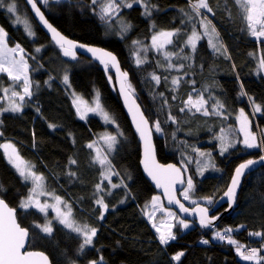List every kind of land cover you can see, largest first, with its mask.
<instances>
[{"label":"trees","instance_id":"trees-1","mask_svg":"<svg viewBox=\"0 0 264 264\" xmlns=\"http://www.w3.org/2000/svg\"><path fill=\"white\" fill-rule=\"evenodd\" d=\"M18 1L34 22L36 37L28 36L22 27L16 26L12 16L2 8L0 26L7 31L11 44H19L26 51L31 66L33 95L25 99L23 111L2 114L0 145L10 141L18 154L32 163L36 172L45 176L48 186L71 204L76 221L98 229L93 244L83 252L79 251L82 237L59 223L53 225L51 235L39 231L36 225L41 224L44 217L34 208H20L29 185L23 182L0 147V196L17 209L19 222L30 230L28 248L46 252L53 264H89L101 256L105 264H256L240 260L235 245L213 241L212 234L215 229L230 227L234 230L235 240L247 249L264 248V237L250 235L264 232V166L244 177L236 209L224 215L214 227L203 229L193 224L188 230L177 228L176 240L161 245L143 211L157 192L142 171L141 143L121 104L113 73L91 58L80 56L74 62L65 59L61 49L37 25L25 2ZM225 1L234 5V10L238 8L234 0ZM153 2L158 9L151 15H145L139 4L121 10L120 14L133 25V31L124 39L109 34L99 16L93 15L89 7L82 8L83 5L89 6L91 0H66L63 6L59 3L51 6L39 4L49 20L67 36L107 47L118 55L130 75L128 81L134 87L133 93L151 124L160 121L163 135H155L159 159L165 163L176 162L185 172L188 171L187 178L191 177L193 181L190 197L199 201L197 204L211 199L209 206H212L225 193L235 168L245 160L262 155V147L248 150L242 145L240 99L232 98L220 82L237 76L245 84L257 78L261 82L264 73H259L253 56L261 47L246 37L242 13L241 21L238 15L228 17L230 9L225 11L222 8L216 17L211 18L219 32L222 51H213L204 37L193 52L190 47H184L189 29L184 30L183 17L179 15L188 3L184 0ZM203 11L202 16L210 17ZM176 29L180 30L179 34L164 51L179 53L171 62L178 64L177 68L183 64L182 69L168 68L170 61L164 58L163 52L153 51L151 47V38L156 32ZM133 41L142 43L139 53L145 56L146 63L139 66L133 57ZM45 46L48 48L44 52L36 51ZM147 48H150L148 52ZM66 66H70V82L76 92L89 100L95 91L100 93L105 109L125 138L124 141L121 138V146L109 157L119 174L110 181L103 179V167L94 160L95 149L88 145L97 140L101 131L109 129L114 132L115 127L106 125L96 116L81 119L63 82ZM152 73L161 77L159 84L151 78ZM184 73L187 76L182 78ZM175 77L181 78L178 86L172 84ZM3 82L6 85L11 82L4 73L0 74V85ZM242 87L245 85H240ZM261 88L264 91V87ZM199 94L208 101L209 115L185 107L189 95L196 99ZM248 95L246 97L252 101L253 97ZM181 108L185 110L180 111ZM252 114L257 118L263 114L264 119L263 110L255 112L253 109ZM170 116L175 117V121ZM222 135L226 141L240 142L228 146L221 154ZM72 160L76 163H70ZM201 160L209 163L202 174L198 166ZM97 184L102 189L99 193ZM113 184L118 187L113 188ZM99 196H103L109 206L102 220L99 216L103 210L95 202ZM226 206L222 205L215 214ZM204 240L209 243H202ZM179 252H184V256L180 261L173 260L172 257ZM259 255L264 257V251Z\"/></svg>","mask_w":264,"mask_h":264},{"label":"snow or ice","instance_id":"snow-or-ice-1","mask_svg":"<svg viewBox=\"0 0 264 264\" xmlns=\"http://www.w3.org/2000/svg\"><path fill=\"white\" fill-rule=\"evenodd\" d=\"M28 4L31 5V8L34 10L35 15L39 18V21L43 23L44 26L51 33V39L55 42L56 45L62 50V54L65 57H70L73 60L77 59L76 49H84L87 53H91L92 57L96 60H99L101 64L104 65L105 70L109 68V66L114 67L120 82V91L125 94V99H128L127 89H131V84L128 82L127 72H121L119 64L116 60V57L110 53L106 52L103 49L88 47L84 44H78L75 41L69 40L67 37L62 35L49 21L45 18L44 13L40 10V7L37 6L36 0H26ZM43 4H48L49 0H42ZM57 3L60 0H56ZM98 0H92V4H96ZM123 7L131 8L133 3H142L144 5V14L151 15V7L145 0H122ZM234 2L238 5V7L243 11L244 19L247 22V27L254 37H264V0H234ZM122 3L121 0H107L106 3H103L101 6V19H109L113 15H119V11L121 9ZM0 7L6 8L9 13L15 14L17 12V5L15 0H0ZM192 11L195 13V16L189 15L190 19H195L196 17H201L199 20V24L203 31H198L196 25L193 24L190 35L187 36V40L185 43L186 47H190L193 52H195L197 43L204 37L208 38V43L211 48L215 52H221L223 49V45L219 43V36L214 26L210 27V21L207 20V17H203L201 15V9L206 10L209 13H212L213 10L207 3V0H198L196 3H192L190 5ZM214 15V13H213ZM14 23L23 24L24 30L26 34L30 37L35 36V32L32 29L31 24L26 18H22L20 16H16ZM131 26L123 25L122 31H127ZM180 30L176 29L173 31H158L151 38V47H153L157 52H163V56L166 60L171 59L173 56H179V53L172 51H164V49L168 45H172L174 43V37L179 34ZM7 32L3 27H0V73H6L7 76L14 82L22 81V92L15 91L14 89L10 90L5 88L3 89L4 97H0V99H7L8 107L4 108L0 111H11V112H21L23 111V101L25 97H31L33 95L31 91V81L28 76V63L24 56V49L20 47L19 44H16L14 47H9L7 41ZM134 43H140L139 41H134ZM37 52L40 49H36ZM182 51V49H181ZM226 52V49L224 50ZM19 53V57L17 54ZM186 59L188 57H185ZM135 63L137 66L146 63V60L141 58L139 52L136 53ZM176 65L171 63L168 64V68H175ZM184 65H179V68H183ZM260 68L264 70V59L260 62ZM151 78L156 82V84L160 83L161 77L156 75L155 73L151 74ZM111 80V76H109ZM167 80V77L164 78ZM180 77H175L172 79L173 85H179ZM63 81L65 84L69 82V76L67 73L63 76ZM193 83H195L193 81ZM10 92V95H9ZM242 95H246V93H241ZM163 96V93L160 94ZM175 99V97H173ZM167 103V100L164 101ZM74 105L77 106V112L80 114L81 119H84L88 112L97 113L106 123H115V120L110 116V114L104 110L103 106L99 101V93H97L96 101L94 107H87L84 110L81 109L80 104L86 103L80 100L79 97L73 100ZM185 107L189 110L195 109L196 111H203L204 115H209L206 105L208 101L204 98L203 94H199L196 99H193L192 95L188 96V99L184 102ZM254 111L261 112V105L255 104ZM222 107V105L220 106ZM132 109L130 108V111ZM185 108H181L180 111H184ZM39 111V109H37ZM170 115V114H169ZM173 121H175V117H171ZM133 120L136 125V130L140 134L141 139L144 142V167L148 172V175L152 177L158 187H162L164 189V194L168 197L169 204H177L179 205V210L181 212H189L190 209L186 208L184 204L180 203L178 199L175 197V184L176 183H185L184 180L180 179L182 173L179 168H176L175 165H168L167 167L163 165H159L155 162L154 149L151 144V131L152 128L155 131L160 132L161 125L160 121H154L151 126L149 124L148 119L144 116L143 112L139 110V106H136V111L133 113ZM251 121L247 118L243 110H241L240 115V131L243 132V140L242 143L248 148H258L264 146V135H262L261 142L258 143L257 135L250 130ZM50 127H54V125H50ZM118 127V126H117ZM2 135V133H0ZM118 135H123V133H118ZM100 139L107 145L108 152H102V149L96 146L97 142L90 143L88 145L89 148L96 149V156L94 160L99 163L101 166L105 167L104 178L110 181L112 175H119L115 173L113 168L109 165L111 162L108 160V153L115 150L116 144L119 142L117 139V135H112L110 133L105 134L100 137ZM221 147L222 152L227 151V147L231 145L230 141H226V139L222 136L221 138ZM240 142V141H237ZM6 151L8 160L13 166L17 169L20 177L25 181H31L33 187L31 188L29 195L25 200L21 202V208L28 209L34 207L38 209L41 213L47 216V210L49 208H55L56 218L59 220V223L66 228L72 230L77 233L78 236L82 237V243L79 246V251L83 252V250L91 246L93 244V239L97 235L98 229L96 227H92L87 224H77L72 217V211L70 205H66V202L62 201L60 197L53 196V199L56 201V204H49L47 202L41 203L39 198L40 196L50 195L45 189L44 184V176L43 174H37L34 171L35 166L29 163H26L17 153L15 146L11 144L0 145ZM11 149V151H9ZM201 155H205L201 153ZM260 161L264 162V156L260 157ZM258 161L256 160H248L244 163H241L235 169V175L233 176L231 183L225 192V196L229 198L231 203L235 202L236 192L239 187L240 178L244 174L245 169H248L250 166L256 164ZM70 163L75 164L76 161L72 160ZM204 168H207L208 165H203ZM203 169H201L202 174ZM70 175H75L74 173H70ZM187 189L184 191L183 196L184 199H189L188 190L193 188V181L191 177H188L187 181ZM113 188L118 187V185L113 184ZM127 187V185H124ZM97 192L102 191L101 185H96ZM110 194V193H109ZM96 204L102 208V212L99 216V219H103V213L108 211V204L104 202L103 196H99L96 199ZM160 202V197H153L152 206L153 210L151 212L145 213L150 221L155 220V212L157 210L162 213H166L168 220H175L176 214L168 209H164L162 206L157 208V205ZM65 204V209H61L58 205ZM195 203V201H193ZM208 203L211 204L212 200L208 199ZM194 212H198L199 214V223L202 227H212L213 222L218 219L216 216H209L207 207H197V209L193 210ZM178 224L187 229L189 227V223L184 219H179ZM156 232L158 233V240L161 245H168L171 241L176 240V234L173 232V228L176 225L167 222L161 221L159 225L153 223L152 225ZM43 233L51 235L53 232V228L51 226V221H46L44 225H36ZM243 227V226H241ZM233 231L231 228L225 229L223 232L217 231L215 233V238L221 241L226 240L229 244L236 245V251L238 254L244 259L248 261H255L256 264H261V261H264V257H260L258 254L264 249L251 248L247 249L246 246L241 245L238 241L232 238L230 233ZM28 229L22 228L20 224L16 220L15 209L9 208L3 199H0V264H51L48 257L44 253H35V252H27L23 251L25 247L26 240L28 238ZM250 235L264 237V232H255ZM204 244H208V240L202 241ZM184 256V252H179L172 257L175 261H180L181 257ZM103 260V257H99L98 260H92L89 264H100V261Z\"/></svg>","mask_w":264,"mask_h":264},{"label":"rangeland","instance_id":"rangeland-1","mask_svg":"<svg viewBox=\"0 0 264 264\" xmlns=\"http://www.w3.org/2000/svg\"><path fill=\"white\" fill-rule=\"evenodd\" d=\"M38 2H40L41 4H43V2H42V0H37ZM63 1H66V0H60V2H59V4H60V6H63ZM221 0H207V3L209 4V6L212 8V10H213V12L212 13H209V12H207L206 10V12H207V14H208V16H210V17H207V20L208 21H210V27L211 26H214V24L211 22L212 21V17L214 18V17H216L217 16V13H219L220 12V10H222V8H225V11H227V9H230V11H231V13L229 14V16L228 17H230V16H232V15H238V19L239 20H241L242 21V18H241V13H242V16H243V19H244V14H243V11L238 7L236 10H234L233 9V7H234V5H232V4H230V3H228V2H226L225 0H222V2H220ZM15 2H16V5H17V12L15 13V14H13V13H9L8 11H7V9L6 8H3V7H0V8H2V9H4L5 11H7L11 16H12V18H13V23H14V21H15V18H16V16L18 15V16H20V17H22V18H26L28 21H29V23L31 24V26H32V29H33V31L35 32V36H33L32 38H34V37H36V28H35V24H34V22H32L31 21V17H30V15H29V13L26 11V10H23V8H22V6H21V4L19 3V1L18 0H15ZM107 2V0H98V2L94 5V4H92V0H91V4L89 5V6H87V5H83V7L82 8H88L89 7V10H91V13L93 14V15H98L99 16V18H100V22L102 23V25L104 26V28H105V30L109 33V34H114L115 36H117V37H119V38H122V39H124V38H126L130 33H131V31H133V25H131L120 13H121V10L124 8L123 7V2H122V0H121V3H122V6H121V9H120V11H119V15H113V16H111L109 19H107V20H105V19H101V15H100V13H101V6H102V4L103 3H106ZM129 2H130V0H129ZM145 2H147L150 6H154V7H151L150 8V10H151V13L153 12V11H156L158 8H157V6L155 5V3L153 2V0H145ZM196 2H198V0H190V3H188V6H186V8L185 9H182V10H180L179 11V15L181 16V17H183V19H181V23H182V26L183 27H185V29L184 30H186V29H189V33H188V35H190V32H191V29H192V26H193V24H195L196 25V28H197V30L198 31H203V29L201 28V26H200V24H199V20H200V18L201 17H196L195 19H190L189 18V15H186V14H190L191 16H195V13L192 11V8L190 7V5L192 4V3H196ZM52 3H57L56 2V0H49V3L48 4H44L45 6H51L52 5ZM68 4H70V3H68ZM135 4H139V5H141L143 8H144V5L142 4V3H133V5H135ZM219 4H222L219 8L217 7ZM238 6V5H237ZM27 7V6H26ZM29 10V9H28ZM202 10H204V9H201V13H202ZM213 13H214V15H213ZM203 17H205V16H203ZM245 20V19H244ZM245 22V35H246V37H248V38H251L253 41H255V42H257V44L258 45H260V49L259 50H257V52H254L253 53V56L255 57V59H256V61H257V64H258V71H259V73L260 74H263L264 73V70H262L261 68H260V62H261V60L262 59H264V37H254V36H252L251 35V33H250V31H249V29H248V27H247V22H246V20L244 21ZM16 26H20V27H22L23 29H24V26H23V24H16V23H14ZM123 25H130L131 27L127 30V31H122V26ZM1 27V26H0ZM215 27V26H214ZM216 29V28H215ZM5 30V29H4ZM6 31V30H5ZM216 31H217V33H218V36H219V43L220 44H222V41H221V38H220V35H219V32H218V30L216 29ZM7 32V31H6ZM26 32V31H25ZM187 35V36H188ZM207 38V37H206ZM208 39V38H207ZM186 40H187V38H186ZM7 41H8V45H9V47H14L16 44H11L10 43V41H9V36H7ZM199 42V41H198ZM185 43H186V41H185ZM262 44H263V46H262ZM132 45V50H133V52H135V53H133V57H134V60L136 59V53L137 52H139V50L140 49H142V43H134V41H133V43L131 44ZM21 47V46H20ZM183 47V46H182ZM184 47H185V45H184ZM183 47V48H184ZM22 48V47H21ZM46 48H48V46H45V47H40L39 49H40V51H39V53H42V52H44L45 50H46ZM149 49L150 48H147L146 49V51L148 52L149 51ZM166 49V48H165ZM152 50L153 51H155V49L152 47ZM213 50V49H212ZM214 51V50H213ZM26 51L24 50V56H25V59L27 60V63H28V66H29V68H28V76H29V79H30V81H31V84H32V80H31V71H30V63H29V60H28V58H27V56H26V53H25ZM61 52H62V50H61ZM140 54V53H139ZM63 55V54H62ZM143 55V54H142ZM17 56L19 57V53L17 54ZM141 56V55H140ZM141 58H145V56H141ZM79 59V58H78ZM78 59L76 60V61H78ZM171 60H173V58L171 57V59H170V63L172 64V62H171ZM174 61V60H173ZM169 64V63H168ZM103 65V64H102ZM175 65V64H174ZM176 66L178 67V64H176ZM103 67H104V65H103ZM176 67V68H177ZM109 69V70H108ZM107 70L108 71H111L112 73H113V70H112V67L111 66H109V68H108ZM171 69H175V68H171ZM177 69H181V68H177ZM67 70V74H68V76H69V82H68V84H65L66 85V87H67V89H68V91H69V94H70V96L72 97V99L74 100V99H76L77 97H79L80 98V100L81 101H83V102H86V103H81L80 104V107H81V109L82 110H84L85 108H87V107H94V105H95V101H96V97H97V93H99L98 91H95V94L93 95V98L91 99V100H89V99H86V98H84L80 93H78V92H76L75 91V89L73 88V86L71 85V82H70V75H69V70H70V66H66V69H65V71ZM0 74H2V73H0ZM4 74H6V73H4ZM7 75V74H6ZM109 75H110V73H109ZM187 76V73H184L183 74V76H181L182 78L183 77H186ZM10 79V78H9ZM10 84H8V85H6L4 82L0 85V97H4V92H3V89H5V88H7V89H9L10 90V92H11V90H15V91H18V92H22V81H20V82H14V81H12L11 79H10ZM64 82V81H63ZM129 82V81H128ZM220 82H221V84L223 85V87L225 88V90L228 92V94L232 97V98H239L240 99V107H241V110L243 109L244 111H245V113H247V118L251 121V126H250V130L253 132V133H255L256 135H257V141H258V143H259V139H261L260 137H259V134H258V132H259V129H258V126H257V124L259 125V126H264V119L261 117V116H258V114H257V116H258V118L255 116V114L253 115L252 114V110L254 109V105H253V100H254V102H256V104H259V103H261V108H262V110L264 111V91H262V88H261V86H263L264 87V79L260 82V81H258V80H256V81H253V82H249V83H244L238 76L237 77H235V78H229V79H221L220 80ZM242 84H244L245 85V87H242V88H240V85H242ZM134 87L131 85V91L132 92H134V89H133ZM31 91H32V87H31ZM10 92H9V95H10ZM246 93V95L247 94H249L248 96H252L253 97V99H252V101H249V98L248 97H246V95H242L241 93ZM27 98H29V97H25V99H27ZM256 100V101H255ZM25 101V100H24ZM24 101L22 102V103H24ZM99 101H100V103H101V105L103 106V108H104V110L105 111H107L106 109H105V107H104V105H103V103H102V100H101V96H100V93H99ZM260 105V104H259ZM8 107V101H7V99L5 98V99H0V110H2V109H4V108H7ZM77 107V106H76ZM6 112H11V111H0V125H1V117H2V114L3 113H6ZM108 112V111H107ZM109 113V112H108ZM240 115H241V112H240ZM240 115H239V122H240ZM91 116H96V117H98L101 121H103L106 125H113L114 127H115V130H114V132L116 133H114V132H112L111 130H109V129H106V130H104V131H101L99 134H98V136H97V140L95 141V142H97V144H96V146H98V147H100L101 149H102V152H108V149H107V145L100 139V137L101 136H103V135H105V134H108V133H110V134H112V135H117V139H118V143L116 144V146H115V150L114 151H111V152H109L108 153V160H109V157H110V155L111 154H113V153H115L117 150H118V148L121 146V138L123 139V141L125 140V138L124 137H120V135H118V133H121V129L119 128V126H118V124L116 123V121H115V123H106L105 121H104V119L102 118V116H100L99 114H97V113H93V112H88L87 113V115H86V117L84 118V119H88L89 117H91ZM111 116V115H110ZM112 117V116H111ZM113 118V117H112ZM240 124V123H239ZM118 126V127H117ZM154 129V128H153ZM154 133H155V135L157 136V135H159V136H162L163 135V133H162V130L160 131V132H157V131H155V129H154ZM242 135L244 136V134H243V132H242ZM262 135H264V133L262 134ZM223 137H224V135H222ZM231 142V141H230ZM93 143V142H92ZM5 144H11V145H13L10 141H7V142H5V143H3L2 145H5ZM238 143L236 142V140L234 141V142H231V146H234V145H237ZM242 145L246 148V149H248V150H254V149H256V148H248V147H246L243 143H242ZM3 148V147H2ZM94 149H95V147H94ZM3 150L5 151V149L3 148ZM9 151H11V149H9ZM17 151V150H16ZM226 151H223L222 152V148H221V150H220V153L221 154H224ZM5 153H6V151H5ZM18 153V152H17ZM7 155V154H6ZM20 156V155H19ZM95 156H96V149H95ZM21 157V156H20ZM22 158V157H21ZM23 159V158H22ZM24 160V159H23ZM26 163H29V164H31V165H33L32 163H30V162H28V161H26V160H24ZM207 161H209V159L207 160ZM207 161H203V160H201L199 163H198V166H199V168H200V170L201 169H203L204 167H203V164H207V165H209V163L207 162ZM12 164V163H11ZM99 164V163H98ZM13 165V164H12ZM110 167H112L113 168V170H114V172L115 173H117L116 172V170H115V168L110 164L109 165ZM14 167V166H13ZM103 167V166H102ZM15 168V167H14ZM183 168V167H182ZM186 169V168H185ZM15 170H16V172H17V174L19 175V173H18V171H17V169L15 168ZM34 171H36L35 170V168H34ZM104 172H105V167H103V179L104 180H107V179H105L104 178ZM187 173H188V171H186ZM37 174H41V173H38L37 172ZM20 176V175H19ZM44 176V175H43ZM115 176H117V175H112L111 176V178L110 179H112V178H114ZM44 178H45V176H44ZM22 179V178H21ZM23 180V179H22ZM23 182H25L24 180H23ZM25 183H27L28 185H29V192H30V190H31V188L33 187V185H32V183H31V181H28V182H25ZM44 184H45V189H46V191L48 192V193H50V195H46V196H40V197H38L39 198V200H40V202L41 203H44V202H47V203H49V204H56V201L53 199V196H58V197H60L61 198V200L62 201H64V202H66V205H70V207H71V211H72V217L74 218V220H75V222L77 223V224H80V225H83L82 223H79L78 221H76V219H75V217H74V214H73V208H72V206H71V204L64 198V197H62V196H59V194H57L56 193V191L54 190V189H51L49 186H48V183H47V180H46V178L44 179ZM154 185V184H153ZM186 189H187V187H186ZM185 189V190H186ZM185 190H183L182 192H181V198L185 201V202H187L189 205H192V206H194V205H197V202H199V201H197V200H195V199H193V198H191L190 197V195H189V199H187V200H185L184 199V196H183V193H184V191ZM29 192H28V194L21 200V202L23 201V200H25L26 198H27V196L29 195ZM188 194H189V190H188ZM153 197H160V202H159V204L157 205V208H159L160 206H162L164 209H168V210H170V211H172V212H174L175 214H176V218L177 219H175V220H168V217H167V215H166V213H162L161 211H159V210H157L156 212H155V220L154 221H150L149 219H148V217H147V215L145 214V213H147V212H151L152 210H153V206H152V200H153ZM152 198H151V200L147 203V204H145V206H144V214H145V216H146V218L149 220V222H150V224L151 225H153V223H155V224H157V225H159L160 223H161V221L163 220V221H167V222H170V223H172V224H174V225H176V227H174L172 230H173V232L175 233V231H176V229L177 228H181V229H183V230H188V229H190V228H192V226H193V222H191V221H189V220H185V221H187L188 223H189V227L187 228V229H184V228H182L179 224H178V220L179 219H182L178 214H177V212L174 210V209H171V208H167L165 205H164V202H163V198H162V196L159 194V193H156L154 196H153ZM193 201H195V203H193ZM204 202H202L201 204H206V205H211V204H209L208 203V200H203ZM21 202H20V204H19V206L21 205ZM61 209H65V204H60V205H58ZM20 208H21V206H20ZM32 208H34V207H31V208H28V209H23V208H21V209H23V210H29V209H32ZM34 209H36V208H34ZM36 210H38V209H36ZM39 211V210H38ZM40 212V211H39ZM41 213V212H40ZM41 215L44 217V221L41 223V224H38V225H44L45 223H46V221H51V226H52V228H53V225L55 224V223H59V220L56 218V211H55V208H49L48 210H47V216L45 217V214L44 213H41ZM60 224V223H59ZM153 227V226H152ZM228 228H230V227H228ZM68 229V228H67ZM153 229L155 230V228L153 227ZM227 229V228H226ZM231 229H233V228H231ZM38 230L39 231H41L39 228H38ZM70 230V229H69ZM225 229H215L214 231H213V234H212V240L213 241H218V242H225V243H227V244H229L226 240H224V241H221V240H219V239H216L215 238V233L217 232V231H220V232H223ZM72 231V230H71ZM42 232V231H41ZM73 232V231H72ZM155 232H156V230H155ZM75 233V232H74ZM75 234H77V233H75ZM156 234H157V236H158V233L156 232ZM78 235V234H77ZM230 235L232 236V238L233 239H235V236H234V230L230 233ZM231 245H234V244H231ZM242 245V244H241ZM236 246V245H235ZM245 246V245H244ZM264 249V248H263ZM235 250H236V247H235ZM237 252V251H236ZM260 253V252H259ZM237 254H238V252H237ZM259 255V254H258ZM238 256H239V258H240V260H243L244 262H248V263H250V262H255V261H248V260H244L239 254H238ZM260 257H261V255H259ZM262 262V261H261ZM256 263V262H255Z\"/></svg>","mask_w":264,"mask_h":264},{"label":"water","instance_id":"water-1","mask_svg":"<svg viewBox=\"0 0 264 264\" xmlns=\"http://www.w3.org/2000/svg\"><path fill=\"white\" fill-rule=\"evenodd\" d=\"M23 1L25 2L27 8L29 9L30 13L32 14V17L34 18V20H35V22L37 23V25H38V26L44 31V33L50 38V40L52 41V43L55 44V42L51 39V33H50L49 30L46 28V26H44L43 23L39 21V18L35 15V12H34V10L31 8V5L28 4V3L26 2V0H23ZM36 2H37V6L40 7V10L44 13L45 18H46V19L49 21V23H51V24L53 25V27H55V28H56V29H57L62 35H64L65 37H67L69 40H72V41L77 42L78 44H84V45H87L88 47L100 48V49H103V50L106 51V52H110V53H112V54L116 57V60H117V62H118V64H119V67H120L121 72H126L125 69H124L123 66H122L121 60L119 59L118 55H117L115 52H113L111 49H109V48H107V47H104V46H101V45H95V44H87V43L80 42V41H78V40H76V39H73V38L67 36L66 34H64L61 30H59V29H58V28H57V27H56V26H55V25L49 20V18H48L47 15L45 14V12H44L43 8L41 7V5L39 4V2H38L37 0H36ZM55 45H56V44H55ZM56 46L59 47L58 45H56ZM76 52H77V59L79 58V56H84V57H87V58H91V59L96 60L94 57H92L91 53H87L86 50H84V49L77 48V49H76ZM63 57H64L65 59L71 61V62H74V61L77 60V59H76V60H73V59H71L70 57H65V56H63ZM96 61L99 62V60H96ZM99 63H100V62H99ZM112 70H113V76H114V84H115V88H116V91H117V93H118L119 99H120V101H121V104H122V106H123V108H124V111H125V113H126L128 119H129V121H130L131 127L133 128V130H134L135 133L137 134V136H138V138H139V141H140V143H141V161H140V163H141V168H142V171H143L145 177H146L148 180L152 181V183H153L154 186H155L156 192L159 193V194L162 196V198H163V202H164V205H165L167 208L174 209L182 219L189 220V221L193 222L196 226H198V227H200V228H203V229H209V228L214 227V225H216V223H217V222H218V221H219L224 215H226V214H230V213H232V212L236 209V207H237V203H238V198H239V194H240V190H241V187H242V183H243L244 177L247 176L248 174L254 172V171L257 170L259 167L264 166V162H261V161H260V157L255 158V159H249V160H256V161H258V162H257L256 164L250 166L248 169H245L244 174H243V175L241 176V178H240V183H239V187H238L237 192H236V198H235V202H234V203H231L230 200H229V198L226 197V196H225V193H224V194H223V195H222V196H221V197H220V198H219V199H218V200H217L212 206H209V205H206V204H197V205L192 206V205H189L187 202H185V201L181 198V192H182L183 190H185L186 187H187V183H186V181H187L188 178H187V174H186V172L184 171V169L182 168V166H181L180 164L176 163V162L171 161V162H166V163H165V162H162V161L159 159L158 151H157V146H156V137H155L154 129L152 128V131H151V144H152V147H153V149H154L155 162H156L157 164H159V165H163V166H165V167H167L168 165H175L176 168H179V169L181 170L182 175H181L180 179H182V180L185 181V183H176L175 186H174V188H175V197H176V199H178V200L180 201V203L184 204V206H185L186 208H189V209H190V211L187 212V213H185V212H181V211L179 210V205H177V204H169V203H168V197L164 194V189H163L162 187H158V186H157L156 181H154V180L152 179V177L148 175V172L146 171V169H145V167H144V158H145V157H144V142H143V140L141 139L140 134H139L138 131L136 130V125H135V122H134V120H133V113L136 111V106H137V105L139 106V110H140L141 112H143L144 116L148 119L150 126H151V122H150L149 118L147 117V115H146V113H145V111H144V109H143L141 103L139 102L138 98L135 96V94H134L130 89H127V92H128V99H127V101H126V99H125V94L122 93V92L119 90V89H120V82H119V78H118V75H117V73H116V70H115L114 67H112ZM127 73H128V72H127ZM129 79H130V75H129V73H128L127 80H129ZM130 108L132 109L131 111H130ZM246 161H248V160H245V161H243L242 163H244V162H246ZM240 164H241V163H240ZM240 164H239V165H240ZM239 165H238V166H239ZM238 166H237V167H238ZM237 167H236V168H237ZM236 168H235V169H236ZM234 175H235V170H234V172H233V175H232V177H231V180H232V178H233ZM231 180H230V183H231ZM230 183H229V185H230ZM229 185H228V187H229ZM228 187H227V189H228ZM227 189H226V191H227ZM226 191H225V192H226ZM0 199H3V200L5 201V203L8 205L9 208L15 209V216H16V220H17V222L20 224V226H21L22 228H27V227L22 226V224L19 222V219H18V211H17V209H16L15 207H12V206H11V205H10V204H9L4 198H3V197L0 196ZM222 205H227V206H226V208H225L223 211H221L220 213L215 214L216 211H217ZM198 206H199V207H207L208 210H209V211H208L209 216H216V217H218V219H216V220L213 222V226H212V227H202V226L200 225V223H199V214H198V212H194V211H193V210L197 209ZM27 229H28V228H27ZM28 233H29V235H28V238H27V240H26L25 247H24L23 251H27V252H35V253H44V254L48 257V259H49V261L51 262V264H53V263H52V260H51V258H50V256H49L46 252L41 251V250L29 249V248H28L29 241H30V230H29V229H28ZM100 264H105V263H104L103 261H100Z\"/></svg>","mask_w":264,"mask_h":264},{"label":"bare ground","instance_id":"bare-ground-1","mask_svg":"<svg viewBox=\"0 0 264 264\" xmlns=\"http://www.w3.org/2000/svg\"><path fill=\"white\" fill-rule=\"evenodd\" d=\"M184 1H186V3H190V0H184ZM202 14H205L203 10H202ZM262 46H263V44H262ZM79 57H80V56H79ZM256 80L259 81L258 78H257ZM261 87H262V86H261ZM257 126H258V129H259L258 134H259V136H261V135L264 133V126H259L258 124H257ZM261 156H264V154L262 153ZM261 156H260V157H261Z\"/></svg>","mask_w":264,"mask_h":264},{"label":"built area","instance_id":"built-area-1","mask_svg":"<svg viewBox=\"0 0 264 264\" xmlns=\"http://www.w3.org/2000/svg\"><path fill=\"white\" fill-rule=\"evenodd\" d=\"M262 153L264 154V146H262ZM248 249H251V248H248Z\"/></svg>","mask_w":264,"mask_h":264},{"label":"crops","instance_id":"crops-1","mask_svg":"<svg viewBox=\"0 0 264 264\" xmlns=\"http://www.w3.org/2000/svg\"><path fill=\"white\" fill-rule=\"evenodd\" d=\"M244 113H245V111H244ZM245 115L247 116V113H245ZM260 116H263V114H259Z\"/></svg>","mask_w":264,"mask_h":264},{"label":"clouds","instance_id":"clouds-1","mask_svg":"<svg viewBox=\"0 0 264 264\" xmlns=\"http://www.w3.org/2000/svg\"><path fill=\"white\" fill-rule=\"evenodd\" d=\"M261 138V136H259Z\"/></svg>","mask_w":264,"mask_h":264}]
</instances>
